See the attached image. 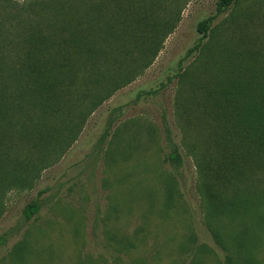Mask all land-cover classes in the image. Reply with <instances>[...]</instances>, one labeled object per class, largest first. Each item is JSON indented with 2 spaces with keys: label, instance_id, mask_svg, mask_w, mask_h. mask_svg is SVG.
Listing matches in <instances>:
<instances>
[{
  "label": "rangeland",
  "instance_id": "1",
  "mask_svg": "<svg viewBox=\"0 0 264 264\" xmlns=\"http://www.w3.org/2000/svg\"><path fill=\"white\" fill-rule=\"evenodd\" d=\"M142 1L153 4V44L129 38L117 61L112 47L102 89L81 97L82 87L40 139L31 128L0 135L20 145L0 151V264H264V165L224 182L199 168L200 155L214 168L218 155L204 91L264 66V0L218 14L217 0ZM62 3L0 0V54L26 28L47 31ZM173 144L180 164L167 159ZM31 203L38 212L25 219Z\"/></svg>",
  "mask_w": 264,
  "mask_h": 264
},
{
  "label": "trees",
  "instance_id": "2",
  "mask_svg": "<svg viewBox=\"0 0 264 264\" xmlns=\"http://www.w3.org/2000/svg\"><path fill=\"white\" fill-rule=\"evenodd\" d=\"M122 1L128 3L123 10L119 6ZM234 1L217 0L216 14L224 12ZM112 2L114 10L109 7ZM139 2L143 1L63 0L60 18L56 17L58 13L47 15V11L42 13L35 8L33 11L37 16L46 14L50 19L48 30L29 31L26 28L20 41H7L2 47L5 53L0 54V135L15 130L22 131L24 135L31 128L29 134L40 139L42 129L48 123L47 118H57V115L68 111L69 108L64 110V103L69 102L82 87L81 97L88 96L92 87L94 91L102 89L104 72L101 68L109 63L112 47L116 50L113 60L117 61L118 55L130 51L129 48L127 51L129 38L135 36L137 40L152 41L153 44L157 26L147 20L153 4L148 3V7H144L139 6ZM109 10H113L117 19ZM210 20L211 17L198 25V30L204 35ZM163 37L158 38L159 42ZM15 44L24 46L20 54L12 50ZM31 47L35 52H29ZM259 68H240L245 71L240 70L236 79L233 74L226 76L221 85L204 91L207 100L204 118L210 126L212 120L216 121L209 140L218 155L216 168L214 161L208 162L200 155L199 168L201 173L211 171V176H215L217 181H226L225 176L233 178L235 170L238 181L246 169L243 164L255 162L258 168L264 165V66ZM81 78L85 82L80 83ZM115 88L106 89L94 105L110 96ZM34 118L38 119L35 123ZM207 139L208 136L203 140ZM19 147L17 142L0 138V151L3 148L7 152L15 151ZM167 159L180 164L176 145ZM203 185L208 195L213 196L211 186ZM218 193L216 191L215 194ZM38 209L36 203L27 205L23 211L25 219Z\"/></svg>",
  "mask_w": 264,
  "mask_h": 264
}]
</instances>
